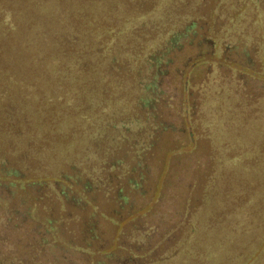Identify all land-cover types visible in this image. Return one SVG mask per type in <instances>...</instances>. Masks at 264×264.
Wrapping results in <instances>:
<instances>
[{
    "label": "trees",
    "instance_id": "trees-1",
    "mask_svg": "<svg viewBox=\"0 0 264 264\" xmlns=\"http://www.w3.org/2000/svg\"><path fill=\"white\" fill-rule=\"evenodd\" d=\"M264 0H0V264H264Z\"/></svg>",
    "mask_w": 264,
    "mask_h": 264
},
{
    "label": "rangeland",
    "instance_id": "rangeland-1",
    "mask_svg": "<svg viewBox=\"0 0 264 264\" xmlns=\"http://www.w3.org/2000/svg\"><path fill=\"white\" fill-rule=\"evenodd\" d=\"M262 245L264 246V238H263V241H262Z\"/></svg>",
    "mask_w": 264,
    "mask_h": 264
}]
</instances>
